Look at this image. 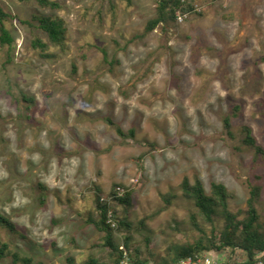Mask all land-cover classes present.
Here are the masks:
<instances>
[{
  "label": "rangeland",
  "instance_id": "374dc122",
  "mask_svg": "<svg viewBox=\"0 0 264 264\" xmlns=\"http://www.w3.org/2000/svg\"><path fill=\"white\" fill-rule=\"evenodd\" d=\"M53 1L60 7L0 0L18 17L8 21L12 62L0 44V213L16 227L0 223L10 246L0 264H25L11 252L33 264L113 262L105 232L89 222L99 218L98 196L132 224L142 259L171 260L178 246L225 225L219 210L214 224L199 217L194 226L186 176L208 192L212 181L234 191L229 208L239 219L258 185L264 231V155L243 142L250 126L264 148V0H195L202 15L149 32L159 0ZM35 14L64 19V49L44 57L34 47L38 36L48 41ZM116 185L132 190L130 205L117 203ZM127 232L118 229V240ZM209 252L245 258L240 249Z\"/></svg>",
  "mask_w": 264,
  "mask_h": 264
},
{
  "label": "trees",
  "instance_id": "16d2710c",
  "mask_svg": "<svg viewBox=\"0 0 264 264\" xmlns=\"http://www.w3.org/2000/svg\"><path fill=\"white\" fill-rule=\"evenodd\" d=\"M37 1L43 6L52 8L60 7V4L53 0ZM125 1L128 2V4L133 2V0ZM111 4L114 5L113 2ZM179 13L185 17L184 20L190 18L193 14L202 15V12L198 10V5L195 3V0H159L157 14L154 18L149 20L146 31L149 32L155 30L160 24L178 22ZM17 18L16 15L7 12L0 3V44L2 47H7V63L13 61L16 46L15 36L8 26V21L9 19ZM33 21L38 22V27L48 38V41H44L43 38L38 36L33 40L34 47L40 49L41 54L44 57L51 56L48 52L51 46L59 47L61 49L65 48L67 42V28L64 19L53 17L51 15L35 14L33 16ZM22 22L33 25V22L30 20H22ZM104 54L106 57L108 56V52L105 50ZM23 97L31 104L35 103L34 97H28L27 95H23ZM107 120L115 125V122L111 118H108ZM224 125L228 133L233 135L231 115L225 117ZM116 127L121 135H127L121 126L117 125ZM243 131L245 135L243 142L248 146L254 147L257 153L264 155V148L257 142L253 135L252 128L250 126H245ZM128 133L134 136L135 129H130ZM142 157L143 156H141V158ZM181 185L184 195L193 199L198 208L197 213L192 215L194 226L200 228L198 222L199 217L214 224V216L218 214L219 210H221L225 216V225L219 234L213 232L210 237L206 235L205 237H201L195 243L180 245L176 248L175 256L171 260L165 259L156 264H175L184 257L195 256L202 252H209L210 250L224 252L228 249H232L233 251L240 249L245 255L243 260L228 255V258L232 260L233 263L259 264L260 261H264V231L260 221V213L256 207V201L261 193V188L258 185H251V196L248 199L247 216L243 219H239L238 214L230 210L229 202L235 197V193L224 183L212 181L210 192H208L200 177H196L195 181L192 182L191 179L186 176ZM119 188L120 185H116V188L113 190V196L116 198L117 203L130 205L132 190H127L123 195L119 196ZM167 200L169 201L170 199L168 198ZM96 210L99 213V218L96 219L91 217L89 222L93 223L100 231L105 232L104 245L112 250L114 258L113 262H109L107 260H100L96 257H91L87 264H120L126 251L129 253L133 264L146 262V260L140 257L141 249L132 244V224L125 219H119V211L116 205H113L108 199L98 196L96 199ZM111 210L114 213L117 227H114L108 222V216ZM0 223L9 230L14 231L16 229L14 222L1 213ZM125 228L128 229V232L124 240L121 242L117 238L116 231ZM9 247L10 246L7 242L0 241V257L9 252ZM11 254L15 263L22 260L25 264H33V259L31 257H22L18 252H11Z\"/></svg>",
  "mask_w": 264,
  "mask_h": 264
},
{
  "label": "built area",
  "instance_id": "2783aa9c",
  "mask_svg": "<svg viewBox=\"0 0 264 264\" xmlns=\"http://www.w3.org/2000/svg\"><path fill=\"white\" fill-rule=\"evenodd\" d=\"M184 18L185 17L182 14L180 13L178 14V20L180 22H183ZM123 194L124 192L119 188L118 195L121 196ZM108 222L111 223L114 227H117V222L114 219V213L112 210L109 212ZM120 264H133L131 257L127 251L124 253V257L121 259ZM140 264H149V263L143 262ZM175 264H238V263H233L232 260L228 258V256L219 257L217 254L213 255L210 252H202L195 256H188L181 258ZM259 264H264V261H260Z\"/></svg>",
  "mask_w": 264,
  "mask_h": 264
}]
</instances>
